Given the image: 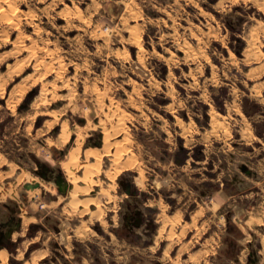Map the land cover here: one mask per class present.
Segmentation results:
<instances>
[{"label": "rangeland", "instance_id": "1", "mask_svg": "<svg viewBox=\"0 0 264 264\" xmlns=\"http://www.w3.org/2000/svg\"><path fill=\"white\" fill-rule=\"evenodd\" d=\"M116 157L134 166L110 177ZM129 207L155 228L128 234ZM11 208L7 264L35 244L37 264H264V0H0V222Z\"/></svg>", "mask_w": 264, "mask_h": 264}, {"label": "flooded vegetation", "instance_id": "2", "mask_svg": "<svg viewBox=\"0 0 264 264\" xmlns=\"http://www.w3.org/2000/svg\"><path fill=\"white\" fill-rule=\"evenodd\" d=\"M41 167H42V169L38 172L44 178H46L48 180L53 179L55 182L57 181V179H59V175L61 173L60 171L54 173L52 168H50V166H48L46 164H42ZM123 185H124V188L126 191L129 190V192H130L129 194H132V195L137 194V193H135L133 186L129 180H126ZM58 189L60 190L59 185H58ZM60 192H62V191L60 190ZM15 211L16 210L14 208H11L10 214L0 222V249H3V247L5 246V247L9 248L10 250H16L18 243L21 240V239L13 238L14 232L17 230H20L22 227V220H21V218L16 217ZM125 217L128 220L127 221V224H128L127 229H129V231H130V232H128V234L134 232L135 226L140 227L142 225H147L148 228H151V229L155 228V225L153 222L154 218L150 214L148 216H147V214H143L141 212V210H139V209H133V207H129L128 213L126 214ZM135 217L137 220H135ZM39 228H42L44 230L48 229L46 224L34 223V224L30 225L29 235L33 236L34 232L38 231ZM145 231L147 233L149 232L148 229H145ZM35 245L31 246L30 251L32 253L34 252L33 250H35L34 248L39 247V246L36 247ZM49 260H50V258L46 257L44 261H49Z\"/></svg>", "mask_w": 264, "mask_h": 264}, {"label": "bare ground", "instance_id": "3", "mask_svg": "<svg viewBox=\"0 0 264 264\" xmlns=\"http://www.w3.org/2000/svg\"><path fill=\"white\" fill-rule=\"evenodd\" d=\"M15 11V10H14ZM12 21V20H11ZM9 22H10V20H9ZM121 132V130L119 129L118 131H117V133H120ZM105 141H106V145H108V144H110V142H109V136L108 135H106V136H104V138H103ZM76 150H78V149H76ZM89 152H91V154H94V155H96V156H99V157H96L98 160L96 161V163H93V164H89V165H86L85 166V168H84V173H83V176H82V179L85 181H87V182H93L94 180L92 179V175L94 174V173H97V172H99L100 171V164H101V156H100V154L98 153V151H89ZM108 152H110V150L108 149ZM120 157H122V155L120 156ZM121 159V158H120ZM114 164H115V167H114V170L113 171H111V170H108L106 173L110 176V177H115L122 169H124L125 167H132V166H134V161H129V160H127V161H124L123 163H121L120 161H119V157H116L115 159H114ZM63 165H64V168H65V170H66V173L68 174V178L69 179H71V181H73L74 182V188H73V190H72V195L75 197L76 195H78V193H80V191H84L86 188H89V185L88 186H84V187H81L78 183H77V180H78V178L79 177H77L74 173H73V167H77L78 165H79V160H78V158L75 156V151H72L71 153H69V160L68 161H65L64 163H63ZM141 173H143V172H141ZM140 173V174H141ZM138 181H139V183L140 184H142L144 181H143V177H140L139 179H138ZM34 182H36V181H34ZM37 188V187H36ZM69 189V188H68ZM97 199H95V201H96ZM78 201H76V202H73V203H71V206H72V208L73 209H77V205L78 204H76ZM85 202L86 203H88L89 202V200H85ZM86 207H88L87 205H86ZM84 210H82V212H83ZM101 215H102V209H99V210H97V211H92L91 212V218L90 219H93L94 217H100L101 218ZM178 219L177 220H180L181 218H182V216H180V215H177L176 216ZM174 218V219H173ZM166 220H168L167 222H169V221H175L176 219H175V217H172L171 219L170 218H168L167 219V217H166ZM164 222H166V221H164ZM180 222V221H179ZM174 223V222H173ZM178 223V222H177ZM87 224V223H86ZM84 226V225H83ZM87 226V225H86ZM165 226H166V224H163V226H161V228H160V233H162V232H164L163 230L165 229ZM173 226H174V224H173ZM85 229H83L82 227H80V228H78L77 229V231H79V233H77L78 235H83V231H84ZM174 230H175V228H174ZM186 230V229H185ZM186 232V231H185ZM171 233V232H170ZM169 233V234H170ZM172 234H173V232H172ZM185 234V233H184ZM170 238H173V237H170ZM185 246H186V244H185ZM185 246H183V247H185ZM181 251V250H180ZM46 252L44 251V250H36V251H34L33 252V254H32V259H31V262H29V261H25L24 262V264H37V260H38V258H40V257H42V256H44V254H45ZM7 250H5V249H1L0 250V259H2L3 261L2 262H0V264H7L6 263V258H7ZM194 255V254H193ZM191 259L192 260H196L197 259V256H192L191 255Z\"/></svg>", "mask_w": 264, "mask_h": 264}, {"label": "water", "instance_id": "4", "mask_svg": "<svg viewBox=\"0 0 264 264\" xmlns=\"http://www.w3.org/2000/svg\"><path fill=\"white\" fill-rule=\"evenodd\" d=\"M41 165H42V163H39V166H41ZM246 171L249 172L248 169H246ZM56 182L60 186V190L62 191V193L66 194L67 190H68L69 183L67 181V178L64 176V174L62 172L60 173L59 179H57ZM40 185H41L40 182H37V181L25 183L26 188H36V187H39ZM127 192L130 193L129 190H127ZM252 255L255 256V259H253V262H255L258 259L257 252L253 251Z\"/></svg>", "mask_w": 264, "mask_h": 264}, {"label": "crops", "instance_id": "5", "mask_svg": "<svg viewBox=\"0 0 264 264\" xmlns=\"http://www.w3.org/2000/svg\"><path fill=\"white\" fill-rule=\"evenodd\" d=\"M248 174H252L253 172L251 170H249V172H247ZM250 220L252 219V217L249 218Z\"/></svg>", "mask_w": 264, "mask_h": 264}]
</instances>
